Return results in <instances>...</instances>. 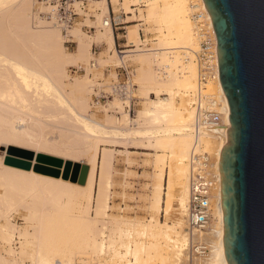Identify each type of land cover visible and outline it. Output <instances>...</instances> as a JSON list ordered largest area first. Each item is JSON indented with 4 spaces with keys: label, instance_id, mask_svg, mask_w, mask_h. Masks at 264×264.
Instances as JSON below:
<instances>
[{
    "label": "bare ground",
    "instance_id": "6f19581e",
    "mask_svg": "<svg viewBox=\"0 0 264 264\" xmlns=\"http://www.w3.org/2000/svg\"><path fill=\"white\" fill-rule=\"evenodd\" d=\"M133 1L136 4H140L143 0ZM3 2L5 0H2L1 4ZM94 3L98 4V6L100 5L106 14L111 15L113 12L111 7L119 4V0H97ZM197 4L207 13L210 23L214 28L212 17L203 0H199V3L192 4L191 8L187 7L185 0H148L146 3L147 22L150 24L154 23L158 27L159 34V47L154 49L116 51L114 27L110 24V19H107L108 21L102 20L104 32L102 34L100 33L102 35H100V39L108 46V50L114 53V58L118 57L121 62H124L128 57H132L133 55L139 56V68L144 76L141 77V99L148 100L149 103L147 105H141L142 107L138 110L135 120L130 117L128 112L123 111V107L117 100L114 102V105L121 106L120 109H123L120 111L122 118H113V116L108 115L106 112L104 121L90 118L80 113V111L78 112L76 108L69 107L70 105H67L68 101L65 100L67 98H64L62 90L64 89L63 91L65 92V81L67 79V70L64 65L65 63H70L69 60L71 59H69L70 55L66 52V48L63 45V38L59 30L53 28L54 26H58H47L37 30L31 26V16H29L28 12L32 10L33 0H22L20 5H16L18 6V10L11 9L12 11L10 13H5L8 10H4L5 12L0 13V26L1 24L5 25L4 22L6 21L12 20V23L14 21V24L17 23V25H20L17 28L18 30L21 29L34 44H41V49L45 47L48 54V57H46L43 51L44 49L41 50V52H44V55L42 54V57H40L41 53L40 55L38 54V61L37 54L29 53V55L24 48H22V50L24 49L22 51L16 48L17 45L15 47L13 44L10 45V42L9 44L4 42L0 43V108L17 109L27 108L29 105H36L38 107L42 106L40 108H45L43 110L46 112L48 110L47 113L51 110L59 109L62 111L60 113L62 115L60 116L63 117H61L62 119L59 117V119L61 122H64H62L63 125L67 124L64 125V128L62 127L64 129H62V132L60 131L62 134L49 137V145L42 146L38 143L31 145L34 141L26 139L25 143L21 138L22 141L19 142L18 140L20 139L18 137L15 138L16 141L13 138L9 139V142L7 141L8 144L6 142V144L4 143L5 145L2 144L6 150L2 157L1 164L3 165V170H0V180L3 178L5 182H13L12 177H10V175H13L19 179L21 178L20 180L24 179L28 182V185L34 184L33 187L35 186L34 188L36 189L38 187L39 190H43L46 187L52 193H65L68 195H72L73 192L81 193L82 199L87 204L85 209L87 213L86 219H89V213L92 209L95 210L97 218L100 219L98 221L99 219L97 220L92 217L89 220L92 223L96 221L95 226L94 223L92 225L94 226V230L95 228L98 229L95 232L96 239H94V248L97 251L100 249L99 251L105 252L104 255L106 253L108 255L111 254L114 261L118 260V262H122L128 255H131L133 260L128 261L127 264H151L156 257L161 260L160 264H227L225 260L226 229L222 206L223 175L221 172L222 151L226 143V131L224 130L214 132L209 137H204L198 142V147L213 156L212 158L217 163L215 164L213 161L214 174L216 175V169V177L220 181V186L212 200L214 204L212 213L216 219V224L213 227L211 226V229L207 232L194 230L189 235L190 233L188 232V234L186 231L190 203V159L196 145L193 137L195 114L189 95L196 93L198 90L197 65L193 63L194 61L191 62L190 55L192 51L198 52L200 48L194 33L193 24L190 20V15ZM128 13L130 12L128 11ZM110 18L113 20L111 16ZM20 32L17 33L20 34ZM70 32L78 38V55L71 63L82 62L86 66L92 57L91 48L94 46V43L98 42L95 41V38L93 40L92 37L85 36L78 27ZM126 37L129 40L127 46L132 45V47H135L137 45V41H135L137 38L136 32L130 35L128 34ZM11 39L14 40V36L13 38L11 36ZM7 40H10V38ZM169 50L172 51L169 52ZM184 56L189 59L187 61L188 64L184 62L188 66H181L182 69L179 70L176 63L183 62L186 58ZM159 57L164 62L170 61L168 59L169 57L176 59L170 61L171 65L169 66H173L179 71L176 70L175 72L170 67L172 71L169 70L171 72H169V76H171L169 79L160 80L161 78H156L153 73L152 59L157 60ZM179 57L182 58L180 62ZM46 58L47 61H44ZM102 63H99V65ZM43 70L48 74L44 73ZM53 79H56L55 83ZM85 79V81L75 80L72 86V89L79 94V96L77 95L79 101L85 100L86 93L93 86L91 80L88 78ZM210 85H214L210 87H214L211 91L217 92L224 111L231 114L221 82L220 84L215 83ZM58 89H62L61 94H58L60 92ZM53 91L55 92L53 93ZM56 92L58 95H56ZM84 92L86 95L84 94L85 96L83 97L81 95ZM150 93L156 95L155 100L150 98ZM161 95H167L169 97L162 98L160 97ZM131 98L133 99L135 97H127L128 102L126 103H129V105ZM114 107L111 109H116ZM64 118H66L65 121L67 123L63 120ZM132 125L137 126V128H132ZM116 143L121 145L136 143V145L140 144L139 147L141 146L143 150L156 153L153 164L157 175L153 180L154 183L149 198L151 213L155 217H159L163 212L165 216H171L173 213H176L177 218L176 220L174 219L175 221L173 220V223L167 220L161 221L159 218H152L148 224H133L119 220L109 221V211L111 210L110 193L113 187V155L110 152L111 149L102 148V146L116 145ZM11 149H16V152L19 154H11ZM28 152L34 154L33 167L30 171L18 167L20 165L15 163L18 160L16 156L29 158ZM160 152L164 154H160ZM38 155L61 159L64 163L71 162L86 166L89 169L86 182L80 184L65 180L62 175L59 178H53L42 173L38 174L35 172L36 157ZM148 155H151V153H148ZM7 156H10L9 160L4 163ZM97 169L101 172H99V176L97 175ZM4 174L8 176V180L7 177L4 180ZM9 177L11 181H9ZM18 178L14 179L15 182L17 180V183L22 185L21 182L24 180L19 181ZM28 180L33 184H29ZM24 182L22 186H26V182L25 184ZM97 182L99 188L95 190ZM175 203L177 204L176 209L174 208ZM85 212H83L82 216H84ZM4 217H6V213ZM97 221L100 223L102 229H100V226L99 228L97 227L99 224ZM13 227V225L7 222L3 226V229H14ZM108 228L111 229L114 237L117 235L116 237L119 238L120 241L116 238L117 242L126 250L125 254L120 252L119 249L115 250L114 247L118 244L116 241V243L114 242V237H108L105 241L107 237L104 231ZM8 235L12 236L10 234ZM25 235L28 236V232H25ZM32 235L33 233L29 234V237ZM132 235L147 236L150 240L149 245H143V243L140 244V242L135 241H132L134 243L133 246L130 245L131 241L129 243L126 241L127 243L125 244L123 238L126 237L127 239L132 237ZM206 240L209 242V245ZM196 241L204 242L207 245L208 252L205 256H196L192 253L193 244ZM35 242H38V240ZM189 252L191 253L190 257ZM39 255L40 264H48V256L45 255L47 259H44L41 252ZM14 257L8 258L0 253V264H22ZM58 261L56 260L54 263L57 264ZM60 261V264L68 263L65 262L66 260L62 261V263ZM68 264L71 263L69 262Z\"/></svg>",
    "mask_w": 264,
    "mask_h": 264
},
{
    "label": "rangeland",
    "instance_id": "374dc122",
    "mask_svg": "<svg viewBox=\"0 0 264 264\" xmlns=\"http://www.w3.org/2000/svg\"><path fill=\"white\" fill-rule=\"evenodd\" d=\"M1 1L2 0H0V4ZM21 1L22 0H5V2H3L4 4L2 3L0 5V13L5 12L4 10H8L5 13H10L13 9L18 10V6L16 5H20ZM95 1L97 0H89L85 3L76 4L78 17L76 18L75 24L71 29L73 30L78 27L85 34V36H90L93 38V40L95 38V41L98 42L94 43V46L91 48L92 57L90 58L89 64H87L86 66L82 62L71 63V61H73V59L78 55V38L72 35V33L70 32L71 30L65 33L62 31L61 26L58 25V27H55V23L53 21H49V19L45 17V15L50 12L51 8L47 4L42 3V1L40 0H33L32 10L31 12H28L29 16H31V26L34 27V29L36 28V30L42 27L54 26L53 28L59 30L63 38V45L66 48V52L69 53V59L71 60H69L70 63L68 62L64 65L67 70V79L65 81L66 89L65 92L63 91L64 89L61 90L64 94H62L64 98H67L65 100L68 101L67 105H70L69 107L76 108L78 112L80 111V113L100 121L105 120L106 112L108 115L113 116V118H122L120 111L124 109L123 111L128 112L130 117L135 120L138 110L142 107L141 105H147L149 103L148 100L141 99V77L144 76L139 68V56L133 55L132 57L126 58L124 62H121L118 57L114 58V53L110 52L105 42L100 39V37L102 36L101 34L104 32L102 20H109L111 16L116 23V25L114 26V33L116 36V51H141L154 49L156 47L158 48V27L154 23L150 24L147 22L146 3L148 2V0H143L140 4L134 3L133 0H119V4L111 7V10L113 11L111 15L106 14L100 5L98 6V4L94 3ZM185 1L187 2L188 8H191L192 4L199 3V0ZM113 8L115 9V12ZM128 11L130 13H128ZM191 12L193 14L196 12V10L193 9ZM99 20L101 21V24ZM190 20L193 24L194 29V23L191 19V15ZM42 22L44 23L41 25ZM4 23L5 25L1 24L0 26V43L4 42L6 44H9L10 42V45L13 44L14 47L17 45L16 48H19L21 50L22 48H24L28 54H37L36 57L38 61V54L40 55V53V57H42V54L44 55V52L46 57H48L45 47L43 48L44 50L41 49L42 46H40L41 44L39 42L38 43L40 45L34 44V42H31L30 38H28L21 29H17L20 25H17V23L14 24V21L12 23V20L6 21ZM79 26L82 27L80 28ZM17 32H20V34H18ZM135 32L137 33V38L135 40L137 41V45L135 47H132V45L127 46L129 40L126 36ZM21 33L24 35H22ZM10 35L12 36V38L14 36V40L11 39ZM7 36L9 37L7 38ZM6 38H10V40H7ZM41 50H43L44 52H41ZM171 51L169 50V52ZM176 56L179 55L177 54ZM190 56L191 62H193L195 60V57H192V55ZM168 59H170V61L176 60L171 59L170 57ZM179 59L180 62L182 58L179 57ZM44 61H47V58ZM170 61L168 60L164 62L162 61V59H160V57L157 58V60L152 59V66L154 70L153 73L156 78H161L160 80L169 79V77H171L169 76L171 73L170 71H172L170 70V67H172L176 72V70L179 71L180 69H182L181 66L185 67L188 64H185L184 61H181V63L179 64L177 62L176 64L177 68L179 69L178 70L173 66H169L171 65ZM98 62H103V66L102 64L99 65ZM161 62H163L164 64ZM168 62L169 64H167ZM161 68H165L164 71L168 73V77L165 76V78L164 76H162V74L159 73L158 69ZM126 70L129 76L126 73ZM43 72L48 74L45 70H43ZM85 78L91 80L93 86L86 93L87 95L85 94V92L81 95L83 97L86 95V97L85 100H80V102L78 99L79 94L72 89V86L75 80L85 81ZM128 78L129 83L131 84L130 94H128V96L135 97L133 99L131 98V101L129 100L130 105L129 103H126L128 102V96L123 99L118 95H114L112 92V87L115 84L124 83L128 80ZM55 80L53 81L54 83ZM211 86L214 85H209L208 89L210 91L212 90V88H214H210ZM58 90L60 91L58 94H61V90ZM54 92L55 91H53V93ZM57 92L56 95H58ZM193 95V93L189 95L190 100H192ZM149 96L153 100L156 99V95L153 93H150ZM160 97L168 98L169 96L161 95ZM116 100L118 103L120 102L123 109H120L121 106L119 107L114 105V102ZM98 101H100V103H98ZM114 106L116 107V109H111ZM40 107L42 106L38 107L36 105H29L27 108H0V164L2 163L3 153L6 150L3 145H5L9 139L14 138V141H16L15 138L18 137L19 139H23L25 143L27 139L30 141H34L33 143H31V145H33L34 143H38L43 146L49 145L48 140L50 136L55 137L62 134L61 132L64 130V125H67H63L64 122L62 121V123L59 119V117H62L60 116L62 115L60 114L62 113V111L58 109L53 111L51 110L49 113H47L48 110L46 112L45 110H43L45 108ZM117 107L119 110L117 109ZM63 120L65 121L66 118H64ZM132 128H137V126L132 125ZM21 139L18 141L21 142ZM139 145L140 144L136 145V143H129L128 145H121L119 143H116V145L102 146V148L111 149L110 152L113 155V187L110 193L111 210L109 211V221L119 220L130 222L133 224H148L152 218H159L161 221L167 220L168 222L173 223L177 218L176 213H173L171 216H165L163 212L161 213V215H159V217H155L151 213L149 198L152 191V185L154 183L153 180L157 175V171H155L153 164L156 153L153 151L143 150L141 146L139 147ZM14 153H17L16 149H11V154ZM148 153H151V155H148ZM160 154L164 153L160 152ZM9 157L10 156L6 157L4 163L9 160ZM213 161L215 164H217L216 160L213 159ZM0 170H3L2 164L0 165ZM99 172L100 170L97 169L98 176L100 175ZM215 173L217 175L216 169ZM3 176L4 180L6 177L8 180L7 175L5 176L4 174ZM10 177H12L13 182H5L3 181V178L2 180H0V217L2 216L0 218V227H2L0 228L1 255L8 258L15 256L14 258H17V260H19L22 264H40V252L41 255L43 254L44 259H47V257L45 258V255L48 256V264H55L54 262L56 260L58 261V259L59 261L61 259L62 261L66 260V263L70 262L71 264H127L128 261L133 260V257L131 255H128L125 259L122 260V262H118V260L114 261L111 254L108 255V253H106L104 255L105 252L99 251L100 249H98L97 251L96 248H94V239H96L95 232H97L98 230L97 228H95L94 230V226L96 222L95 220H98L99 218H97L95 210L92 209L89 213V219H86L87 213L85 212V209L87 207V204L82 199L81 193L73 192L72 195H68L65 193H52V191L46 189V187L44 189L41 188L43 190H39L38 187L37 189L34 188V184L29 180V184L33 185H28V182L22 179L26 182V186L28 185L27 187L25 185L22 186L24 181L21 182V185L17 183V180L16 182L14 180L18 177L13 175H10ZM10 177L9 181H11ZM20 179L19 181H22ZM31 186L33 189L31 188ZM98 186L99 184L97 182L95 190L99 188ZM213 205L214 204L212 202V208ZM174 208H177L176 203L174 204ZM83 212H85L84 216H82ZM5 213L6 217H4ZM92 217L96 218L94 220L95 222H93L94 226L92 225V222H89L90 218L92 219ZM98 221H100V219ZM7 222H9L10 225H13L14 229H3V226ZM214 224H216V219L213 216L207 229L204 232L209 231L211 229V226L213 227ZM99 226L100 229H102L100 223L97 227L99 228ZM186 227L187 233L189 232L190 234H188L191 235L192 230L188 227L187 223ZM25 232H28V236L25 235ZM32 233L33 235L29 237V234ZM104 233L107 237L105 241L108 239V237H114V234L112 235L113 232L111 233L110 228L106 229ZM8 234L12 235L13 237L9 236ZM116 236L114 237V242H117V239L118 241H120ZM35 238V241L38 240V242L34 241ZM98 239L101 240V238L99 237ZM123 241L125 244L127 242L129 243L130 241L131 243L135 241L148 246L150 240L149 238H147V236L132 235V237L127 239L126 237H124ZM131 243L130 245L133 246L134 243ZM207 243L209 245L208 241ZM120 245L121 244L115 245V250L119 249L120 252L125 254L126 250ZM190 255L191 253L189 252V257ZM59 261L57 262V264L59 263ZM62 261L60 262L62 263ZM160 262L161 260L156 257L154 259V262H151V264H160ZM188 262L190 263V261Z\"/></svg>",
    "mask_w": 264,
    "mask_h": 264
},
{
    "label": "water",
    "instance_id": "95a60500",
    "mask_svg": "<svg viewBox=\"0 0 264 264\" xmlns=\"http://www.w3.org/2000/svg\"><path fill=\"white\" fill-rule=\"evenodd\" d=\"M218 40L231 126L222 151L227 264H264V0H203ZM15 163L30 171L34 154ZM35 172L84 184L89 169L38 155Z\"/></svg>",
    "mask_w": 264,
    "mask_h": 264
},
{
    "label": "built area",
    "instance_id": "2783aa9c",
    "mask_svg": "<svg viewBox=\"0 0 264 264\" xmlns=\"http://www.w3.org/2000/svg\"><path fill=\"white\" fill-rule=\"evenodd\" d=\"M40 1L51 8L45 17L49 21H53L55 25L61 26L62 31L66 33L73 27L78 17L76 4L89 0ZM194 10L196 12L191 14V19L200 48L198 52H191V55L195 57L194 63L198 70V90L192 96L191 105L195 114L193 137L196 145L190 159V203L187 221L192 231H205L213 217L212 200L220 186V181L214 174L212 156L199 148L198 142L219 130L226 131L231 124L230 113L224 111L217 92L208 89L210 84H220L217 36L207 13L198 4L195 5ZM109 22L113 27L116 25L111 18ZM106 23L108 24V22ZM188 60L186 57L184 62L187 63ZM164 70L165 68L158 69L159 73L165 77L167 73ZM126 73L128 74L127 70ZM130 87L128 78L124 83L115 84L112 87V92L125 99L130 94ZM192 251L196 256H205L208 247L204 242L196 241Z\"/></svg>",
    "mask_w": 264,
    "mask_h": 264
}]
</instances>
